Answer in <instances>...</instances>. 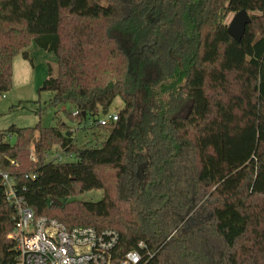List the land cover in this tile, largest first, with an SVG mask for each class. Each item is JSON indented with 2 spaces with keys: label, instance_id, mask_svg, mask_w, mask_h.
I'll return each mask as SVG.
<instances>
[{
  "label": "trees",
  "instance_id": "trees-1",
  "mask_svg": "<svg viewBox=\"0 0 264 264\" xmlns=\"http://www.w3.org/2000/svg\"><path fill=\"white\" fill-rule=\"evenodd\" d=\"M242 9L236 41L224 18ZM32 41L58 62L47 104L106 132L0 129V170L36 214L114 228L116 254L144 242L145 264H264V0H0V93ZM56 145L71 159L49 160ZM92 189L104 197L71 199ZM13 215L0 182V264L19 261Z\"/></svg>",
  "mask_w": 264,
  "mask_h": 264
},
{
  "label": "built area",
  "instance_id": "built-area-1",
  "mask_svg": "<svg viewBox=\"0 0 264 264\" xmlns=\"http://www.w3.org/2000/svg\"><path fill=\"white\" fill-rule=\"evenodd\" d=\"M117 116L108 114L99 123L107 125L116 121ZM31 157L34 159V154ZM57 158L55 161L62 160ZM0 182L5 198L14 210V227L7 236L16 242L17 264H145L144 242L118 256L119 233L116 229L67 226L56 218L38 215L19 193L11 174L0 170Z\"/></svg>",
  "mask_w": 264,
  "mask_h": 264
},
{
  "label": "rangeland",
  "instance_id": "rangeland-1",
  "mask_svg": "<svg viewBox=\"0 0 264 264\" xmlns=\"http://www.w3.org/2000/svg\"><path fill=\"white\" fill-rule=\"evenodd\" d=\"M99 1L101 3L106 2V0ZM234 14L235 12L226 14L224 22L227 25ZM31 43L32 45L27 46L25 49L29 51L32 60L25 58L22 53L14 56L12 88L9 91L0 93V129L5 130L13 124L19 127L35 126L37 123H41L43 126H52L62 122L72 127L77 143L95 146L101 139L105 138L106 132L104 129L96 127L95 129L86 130L83 128V124L69 120L65 113V110L71 111L73 109L69 103L57 106L47 104L53 95V91H39V88L44 80L48 78L50 68L54 76L57 74V58L53 52L44 50L34 41ZM122 106L123 101L118 96L109 111L110 113L117 112ZM102 116L105 117L106 114H102ZM90 120L93 121V119ZM57 157H61L62 160L71 159L58 145L54 146L48 159L56 160ZM103 197V189H92L72 196L71 199L99 201Z\"/></svg>",
  "mask_w": 264,
  "mask_h": 264
},
{
  "label": "water",
  "instance_id": "water-1",
  "mask_svg": "<svg viewBox=\"0 0 264 264\" xmlns=\"http://www.w3.org/2000/svg\"><path fill=\"white\" fill-rule=\"evenodd\" d=\"M251 22V18L247 10L242 9L238 12H236L230 21V23L227 26V31L228 33L236 40V41H241L245 30L246 26L248 23ZM103 114H107V110H103ZM36 139H34V142ZM52 203H57L59 205H62V201L57 198H51Z\"/></svg>",
  "mask_w": 264,
  "mask_h": 264
},
{
  "label": "crops",
  "instance_id": "crops-1",
  "mask_svg": "<svg viewBox=\"0 0 264 264\" xmlns=\"http://www.w3.org/2000/svg\"><path fill=\"white\" fill-rule=\"evenodd\" d=\"M31 45H32V43H30V44L28 45V47L31 46ZM26 50H27V49H26ZM28 53H29V51H28Z\"/></svg>",
  "mask_w": 264,
  "mask_h": 264
}]
</instances>
